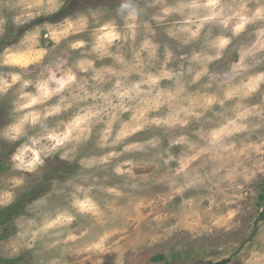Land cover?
I'll return each instance as SVG.
<instances>
[{
	"label": "rangeland",
	"instance_id": "374dc122",
	"mask_svg": "<svg viewBox=\"0 0 264 264\" xmlns=\"http://www.w3.org/2000/svg\"><path fill=\"white\" fill-rule=\"evenodd\" d=\"M21 2L32 0H0V20L5 21L0 51L6 47L32 54L47 50L41 63L30 66L34 78L44 64L57 58H65L69 66L73 65L82 52L70 49L69 42L90 40L96 26L92 17L100 23L111 19L118 0H64L66 13L41 15L18 28L13 17L26 11L18 6ZM250 6H254V0ZM79 12L90 14L88 31L56 45L52 30L64 23L65 17H75ZM261 26L264 25H249L232 39L222 57L209 65L212 88L204 87L208 76L195 85L187 83L189 77L176 83L164 80L161 84L166 90L182 85L186 88L177 101L143 116L140 113L144 105L134 104L115 118L106 140L104 133L110 117L104 116L101 122L91 125L87 140L65 145L34 172L15 170L9 156L16 145L0 139V210L22 194H30L22 212L0 225V234L5 235L0 240V264L17 258L10 264H264V219L259 217L264 209V82L256 92L245 95L250 81L264 73V62L255 63L264 61V52L246 61L252 65L247 71H231L241 51L257 39L255 33ZM219 32L230 34L224 29H212L213 35ZM36 33L39 42L33 46L25 34ZM143 35L140 31L137 46ZM22 37L24 44L20 43ZM153 39L161 45L159 59L145 71L161 70L165 45L176 53L169 65L172 68L183 63L178 59L181 51L190 53L194 48H204V37L181 48L164 34L162 27L157 28ZM122 50L131 59L128 46ZM109 64L113 61H97V67ZM230 90L236 92L232 99L223 106H214L199 119L190 117L185 127L150 123L166 118L181 105L189 106L184 97L199 98L211 92L223 97ZM16 91L0 97V128L12 118L11 101ZM84 106L76 104L50 118L49 126L59 125L62 131ZM243 109L260 113L247 120L249 130L226 140L233 145L228 151L209 146V133ZM138 126L142 127L132 131ZM37 131L30 129L29 134ZM121 131L128 135L113 144ZM181 135L196 149L210 147L182 173L178 172L180 164L194 151L186 143L171 146L170 142ZM149 140L158 143L152 147ZM137 143L143 147H130ZM60 152H66V159L59 158ZM170 156L173 159L166 162ZM189 182L191 186L177 191ZM77 201L91 204L92 211L81 213L74 206ZM69 215L74 217L70 224L41 231L45 225Z\"/></svg>",
	"mask_w": 264,
	"mask_h": 264
},
{
	"label": "clouds",
	"instance_id": "9594fccd",
	"mask_svg": "<svg viewBox=\"0 0 264 264\" xmlns=\"http://www.w3.org/2000/svg\"><path fill=\"white\" fill-rule=\"evenodd\" d=\"M118 0L114 9V17L100 23L95 17V27L91 39L70 41L68 47L81 50V57L71 66L65 58H57L43 65L42 70L33 78L30 66L41 63L47 55V50L32 54L12 47L0 51V97L6 96L17 89L11 101L10 121L0 128V139L16 145L9 159L17 171L34 172L43 166L45 160L56 154L69 143H79L88 139L91 125L99 123L104 116L110 120L105 129L104 139L108 138L112 123L122 113L128 112L134 104L144 105L141 115L149 111H158L160 107L177 101L186 88L182 85L177 89H165L161 82L164 80L176 83L189 77L188 84L195 85L204 77L209 80L205 88H212V77L209 65L222 57L223 50L232 42L234 37L243 33L249 25H264V0ZM19 7L23 13L13 17V24L22 27L41 15H53L64 6V0H32L30 3L21 2ZM149 9H155L149 12ZM146 16V19H141ZM118 18V19H117ZM90 14L79 12L75 17L64 18V23L58 24L51 35L56 45L69 36L84 33L89 29ZM0 20V37L3 36V24ZM163 28L164 34L176 41L181 48L200 41L204 37V48L192 49L190 53L180 52L178 63H173L176 53L172 48L164 46L161 70L145 71L151 62L159 59L161 45L153 37L157 28ZM213 28L226 30L230 34L219 32L212 34ZM143 31V38L136 45L137 36ZM257 39L239 54V59L231 68L232 72L247 71L252 65L246 63L250 58L264 52V26L256 30ZM26 37L38 44V33ZM25 37L20 43L24 44ZM127 45L131 59L123 52ZM91 57H94L91 58ZM109 59L113 64L97 67V61ZM261 60H256L259 64ZM136 76L138 79H131ZM264 82V73L257 74L249 83L245 95L256 92L260 83ZM105 85H110L104 88ZM219 86V84L217 85ZM236 95L234 90L226 91L223 97L214 92L203 93L199 98L184 97L187 107L181 105L169 116L163 119H153L150 123L157 126L185 127L189 118L199 119L206 111L216 105L223 106L227 100ZM55 101V103H50ZM88 101H92L91 104ZM76 104H84L73 119L61 131L59 125L50 127L48 120L67 112ZM199 108L201 111L197 112ZM260 113L249 109L236 112L220 127L213 129L207 138L209 146H217L222 151H228L232 144L225 143L235 134L249 130L247 120L250 116ZM63 123V122H62ZM133 129L132 131L139 130ZM258 127V125L254 126ZM30 129H38L35 134H29ZM128 135L121 131L113 144ZM155 147L158 141L147 142ZM186 143L194 154L188 156L178 169L184 172L192 161L201 154L210 151V147H200L188 141L181 135L170 142L171 146ZM130 147L141 149L137 143ZM127 150V148L125 149ZM115 155V153L113 154ZM60 159H66V152H60ZM173 157H169L170 162ZM19 183V181H18ZM191 182L177 189L184 191ZM11 203V200L8 201ZM81 213L92 211L89 203L77 201L74 205ZM73 216L58 218L52 224L45 225L41 231L59 224H70Z\"/></svg>",
	"mask_w": 264,
	"mask_h": 264
},
{
	"label": "trees",
	"instance_id": "16d2710c",
	"mask_svg": "<svg viewBox=\"0 0 264 264\" xmlns=\"http://www.w3.org/2000/svg\"><path fill=\"white\" fill-rule=\"evenodd\" d=\"M66 8L63 7L58 13L57 15H61L66 13ZM28 29V28H26ZM14 42V41H13ZM3 43V42H2ZM30 197V194H22V196H20L14 203H12L10 206L3 208L2 210H0V225L4 226V224L7 223V221L11 220L13 217L17 216L18 214H20L22 212V208L24 206V204L28 201ZM259 217L261 219H264V209L263 211L260 213ZM5 229V228H4ZM0 240L5 236L3 233L0 234ZM17 259H5L3 260V263L5 264H10V263H15L17 262Z\"/></svg>",
	"mask_w": 264,
	"mask_h": 264
}]
</instances>
